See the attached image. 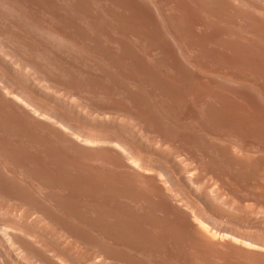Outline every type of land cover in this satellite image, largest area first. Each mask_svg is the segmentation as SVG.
<instances>
[{
  "label": "bare ground",
  "instance_id": "6f19581e",
  "mask_svg": "<svg viewBox=\"0 0 264 264\" xmlns=\"http://www.w3.org/2000/svg\"><path fill=\"white\" fill-rule=\"evenodd\" d=\"M256 111L264 0H0V264H264Z\"/></svg>",
  "mask_w": 264,
  "mask_h": 264
},
{
  "label": "rangeland",
  "instance_id": "374dc122",
  "mask_svg": "<svg viewBox=\"0 0 264 264\" xmlns=\"http://www.w3.org/2000/svg\"><path fill=\"white\" fill-rule=\"evenodd\" d=\"M256 113H257V111H256ZM258 113H259V111H258ZM258 113L256 114V115H257V118L255 119V121H256V122H257V121H264V120H260V118H259V117H261V114H262V113H261V112H260L261 114L259 113L260 116H258V115H259ZM263 117H264V115H263L261 118L264 119Z\"/></svg>",
  "mask_w": 264,
  "mask_h": 264
}]
</instances>
